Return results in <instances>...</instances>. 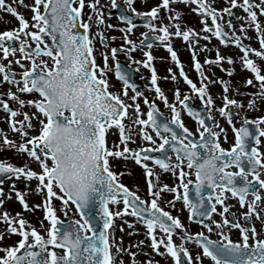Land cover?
<instances>
[{
    "label": "snow or ice",
    "instance_id": "1",
    "mask_svg": "<svg viewBox=\"0 0 264 264\" xmlns=\"http://www.w3.org/2000/svg\"><path fill=\"white\" fill-rule=\"evenodd\" d=\"M173 2L174 0H160L159 4L149 10L138 11L133 6V0H127L128 7L137 17L150 18L145 23L152 33V40L160 41L169 52L179 70V77L206 105L211 106L214 101L208 91V84L217 81L208 80V75L193 51L192 66L200 77L197 86L185 73L177 52L169 42L172 36L182 37L184 41L199 36L193 27L185 26L181 30V12L170 7ZM181 2L196 5L193 10L199 14L204 31L220 38L221 44L240 48L242 55L238 59L241 66L250 70L259 82V91L252 93V98L247 100V107L255 108L257 101L264 103V74L249 56L251 52L264 59V25L258 20V14H264V0H260V3H256V0H228V7L219 10L207 0ZM18 3L23 6V0H18ZM237 6L244 10L246 16L236 19L248 21L247 24L239 25V35L236 34L232 20H225L223 16L224 13L232 16L231 9ZM27 7L32 13L30 18H25L10 0H0V9L12 14L18 21L16 27L0 31V59L7 61L0 63V83L16 86V92L8 89L6 95L19 105L18 108H12L7 101H3L0 102V108L8 113L6 122L11 131L20 136V141L17 142L0 130V149H15L19 154H26L31 162L38 165L39 170L30 167L28 162L17 166L7 160H0V206L4 205L5 200L11 199L14 193L24 210L42 209L49 226L44 235L20 212L10 214L7 210L0 211V222L6 225L0 228V252L4 253L0 255V264H117V254L125 252L132 257L130 264H137L138 245L144 241L129 245V248L138 249L129 252V248L122 246L123 238L120 237V243H117V237L112 231L113 218L129 213L145 226L152 251L160 256L169 255L174 264H193V260L203 264L200 254L193 257L184 247L183 242L186 240H194L200 245L202 255L210 257L214 264H264V235H261L264 233V220L261 221V233H258L252 223L253 215L257 220L264 217V211L257 210L262 201L258 189H264V152L257 147L261 143L260 138L264 137V128L260 127L264 123V115L251 121L245 118L240 127H236L228 108H243L244 103L235 99V96L230 98L227 94L230 82L218 78L223 88V105L217 110L227 117L234 133V143L230 148H224L219 141V135L224 129L214 131L213 127L219 125L209 126L187 103L188 94L185 93L181 98L177 88L174 91L175 101L190 115H194L202 128L197 129L199 135L195 136L181 121L177 104L169 103L159 87L157 72L151 63L154 59L151 51H143L145 59L133 60V63L151 69V88L170 109L171 120H160L162 113L155 102L149 101L147 97H143V101L148 105V111L146 118L142 119L140 104L136 101L143 93L136 91L137 85L116 60L117 52L125 51V46L122 44L119 49L111 47L108 51H101L102 63L98 64L96 61L93 44L95 36L100 37L102 48H108V38L103 32L99 29L91 35L89 32L93 12L95 22L98 25L104 23L99 0H33ZM85 7L92 11L85 12ZM111 7H117V0H111ZM161 8L172 13L169 20L176 21L174 24L165 25L161 22L157 25L155 21L160 19ZM208 18L211 19V24L207 22ZM119 19L125 22V27L120 31L126 44L130 46L127 48V53L130 54L138 46L129 36L136 25L128 15L121 14ZM249 25L258 34L259 49L244 44L241 39L242 36H247L246 29ZM169 27L174 31H169ZM225 27L229 29L228 32L224 31ZM140 35L148 38L147 33L142 32ZM45 37L49 38L50 43ZM204 39H211V36H205ZM139 43L143 44L144 41ZM147 46L150 49L152 43L149 42ZM203 47L207 48L206 45ZM17 53L20 55L17 56ZM109 57L115 65V77L121 82L117 91H110L115 85H110L108 79L111 68ZM225 61L229 65L234 63L231 55H221L217 49L214 59L205 58L204 64L216 65L231 75L235 69L224 68ZM13 63L21 69L18 74L11 67ZM167 72L173 81L178 79L172 68H168ZM252 83V77L243 80L244 86ZM129 88L134 92L128 97L131 104L125 103L123 99L128 96ZM233 91L243 95L238 88ZM17 92L37 95L22 98ZM24 107L34 108L35 111L21 112L20 109ZM129 108L133 109L134 116L129 113ZM208 111V119H211V109ZM18 114L22 119H14ZM129 118L131 122L126 125L125 120ZM249 123L255 125V132L249 128ZM137 124L140 125V137L151 144L130 148L129 142H135L136 132L133 129ZM171 125H178L182 131L177 133ZM145 126L154 129L159 143L146 131ZM113 127L118 130V139L110 143L108 132ZM34 129L35 134L32 131ZM224 139L227 140V135ZM153 144L156 145L155 148L152 147ZM153 152L162 154L151 155ZM169 152L175 154V161L171 159ZM114 159H132L142 167L148 200L142 199L136 191L120 181L119 177L124 173L113 170ZM146 160L152 161V165L146 163ZM185 164L189 169H194L195 181H185V177L191 174L184 170ZM156 166L178 173L183 194L176 186L158 182ZM232 167L236 170L232 171ZM20 179L36 181L32 191L43 197L40 203L29 205L26 200L28 186H25L24 192L16 188V181ZM5 180L10 181L7 193L3 187ZM190 184L194 185L192 192L195 198L189 192ZM164 191L175 193L173 200H183L190 221L198 219L209 232L213 230L212 225L220 228V239L212 240L203 231L189 233L185 230L183 234L177 233V229H184L185 226L179 217L160 206L158 201ZM249 195L251 200L248 199ZM54 198L62 202L61 210L65 216H69V208L74 206L79 219L70 217L69 220L62 221L56 215V207L52 203ZM230 198L237 199L242 208L247 207V211L241 214L245 222L243 225L238 220L229 218L234 217L230 211L232 206L226 203ZM110 204L115 205L116 209L110 208ZM217 205L220 207L217 208ZM213 213H217L221 220L213 219L211 224L205 223V218L212 217ZM40 225L43 227V220ZM128 226L132 228V223L129 222ZM225 227L238 229L239 239H231L224 232ZM120 230L123 231V225ZM132 231L137 229L132 228ZM174 233L180 236L181 244L174 243ZM12 235L20 238L5 245L3 241L10 239ZM160 246L163 247V252L160 251ZM113 247L115 252L112 251ZM55 248L62 249V255H58ZM182 256L186 259H182ZM118 264H125L122 257ZM141 264H159V261L148 259Z\"/></svg>",
    "mask_w": 264,
    "mask_h": 264
},
{
    "label": "flooded vegetation",
    "instance_id": "2",
    "mask_svg": "<svg viewBox=\"0 0 264 264\" xmlns=\"http://www.w3.org/2000/svg\"><path fill=\"white\" fill-rule=\"evenodd\" d=\"M207 2L210 3L213 7L217 8L218 10L221 8H224V7H228V0H226L224 5H223L222 0H207ZM238 2H239V0H238ZM159 3H160V0H151L150 2H148V4L144 5L143 7L137 8V10L138 11H147L152 6H155ZM256 3H260V0H256ZM170 7L173 10L181 12V20H180L181 30H183V27H185V26H190L193 28L194 27H199V28L202 27V25L200 23L199 14L193 10L196 7L195 4H193L191 2L184 3V2H181V0H174V2L170 5ZM235 8L231 9V11L233 13L232 16H229L227 13L223 14L225 20H228V19L232 20L233 19ZM171 15H172L171 12L161 8V10L159 12L160 19L156 20L155 22L157 23L158 26L161 22H163L165 25L174 24L176 21H170L169 20V16H171ZM24 16H26V15H24ZM28 18H30V17H28ZM208 21L211 22V19L208 18ZM16 26L13 25V27H16ZM137 26L139 28L143 29L141 31V33L146 32V31H150L146 27V24H138ZM169 31H174V29L172 27H169ZM224 31L228 32L229 29L227 27H225ZM229 38H231V33L229 35ZM196 40H197V37L191 39L190 41H184L182 37H176V36L170 37L169 42L171 43L172 48L177 52V55L179 56L178 58L180 59L181 63L190 64L193 51H195L196 54H198V55H196L197 59L204 63L203 53L206 52L208 49L204 48V51L202 53V49L200 47H194L192 45V43ZM139 42H138V45H140V48H136L135 53L136 52H142L143 50L144 51H151V53H152V50H155V52L152 53V55L153 56H159V57H157V59L155 58L154 62H151L153 64V66L155 67L156 72H157V76H158L157 83H158L159 87L164 91V94L168 98L169 103L175 102L177 104V107L180 109V119L184 123V125L189 128L191 133H193L195 136H198L199 133L197 132V129L201 128V126L198 124V121L196 120V117L194 115H190L188 113V111L183 108V106L179 105L178 101H175L174 91H175V89L178 88L180 90V93H181V98H183L184 94L187 93L189 96V100L187 103L189 104L190 107L194 106V107L199 109L202 107H206V104L195 93H193L191 91L190 86L183 80V78L179 77V70H178L177 66L175 65V63L171 60L169 52L164 47H158L157 46L158 44H161L160 41L153 42L152 47L150 49L148 48V46H143ZM190 44H191V47L189 46ZM127 48L128 47L125 46V51H120L118 56H119V58H121L122 60H124L126 62L133 63V60L129 59V56L127 53ZM16 55L19 56L20 54L17 53ZM109 60L113 61L111 59V57H109ZM135 61H140V59L137 58ZM0 63H7V61L0 59ZM25 63H27V62L25 61ZM134 64L136 65V70L138 68L137 74H136L137 79L142 83V85L140 86L138 91L142 92L143 96L138 97L137 101H136V103L140 104V109H141L140 116H141V118L142 119L146 118V113L148 111V105L144 103L143 97H147L149 99V101L155 102L157 108L159 109V112L162 113V116L167 121L170 122V120H171L170 109L165 106L163 101L159 97L156 96L155 90L153 88H151V81H150L151 69H149L148 67H145V66H138L136 63H134ZM109 65L111 66V63H109ZM209 66H212V65H209ZM213 66L215 67V69H217V67H218L216 65H213ZM11 67L13 70H15V72L17 74L21 71L19 66L16 65L15 63H13ZM168 68H172L173 72L177 74V77H178L177 80L173 81L170 78V75L167 72ZM184 71H186L185 68H184ZM204 71H205V69H204ZM207 71H208V79L209 80L214 81V80H212V78L218 77V73H216L214 70L208 68ZM109 74L112 78L114 77V79H115V74H114V71L112 69V66L110 68ZM165 77H167V78H165ZM117 82L120 83V85H121L120 81H117ZM193 82L196 83L197 86H199L200 77L198 74H197L196 78L193 79ZM206 83H207V81H206ZM110 85H111V83H110ZM118 89H119L118 87H116V89L110 88V91H117ZM214 89H215V86L212 83H209L208 84V91L211 94L214 103H213V105L208 106V109L209 108L211 109V117L212 118L207 120L206 123L210 124V126H214V125L218 124L219 127H213L214 131H219V128L224 129V132L220 133V135H219V141L224 148H230L231 144L234 143V133L232 131V125H230L228 123L227 117L221 115L219 113V111L217 110L220 107V105H218L219 97H218V94H216L214 92ZM133 94H134L133 90L131 88H129L128 96L123 97V99L125 100V103H128V104L132 103V101H130V99H128V97H130ZM128 111L132 116L135 115L132 108H129ZM198 113H200V112H198ZM231 113H232V123L236 127H240L243 120L245 118L248 119L250 117L249 115H247V116H242L240 118L239 115L244 113V111H239V112L235 111V112H231ZM208 115H209V111H208ZM162 116H160V117H162ZM125 122H126V120H125ZM171 126L173 127V129L177 133H180L182 131L178 125H171ZM139 127H140V125L137 124L136 128H135V131H136L135 142L132 143V146L130 148H138V147H142L143 145L151 144L150 141H145L142 139V137H140L139 132H138ZM145 127H146V131L153 136L154 140H156L157 143H159V138L155 136L154 129H152L150 126H145ZM201 130H202V128H201ZM225 135H227L226 141L224 139ZM117 139H118V137H115V138H112L111 136L108 137V140L110 143L113 140H117ZM260 140H261V143L259 145H257V147L260 148L261 152H264V147H262V142L264 141V137H261ZM155 146L156 145H154V144L152 145L153 148H155ZM150 154L151 155H158V154H162V153L153 152ZM168 154L171 157V159L173 161H175V154L171 153V152H169ZM114 160H116V161L112 162L113 170L124 173L122 176L119 177L120 181L122 183H124L129 189L136 191L137 195L140 196L142 199L148 200L149 196H148V192H147V184H146L145 178L143 176L142 167L140 165L136 164L135 162H120L124 159H114ZM145 162L148 163L150 166L152 165V161L146 160ZM183 167H184V170L186 172L191 173L190 175L185 177V181L186 182L187 181H195L196 177L194 174V169H189L186 164ZM155 170L159 175V181H158L159 183H167L169 186H176L178 191L181 194H183L184 189L179 186L180 177H179L178 173L174 174L171 169L163 170V169H160L158 166H156ZM231 170L235 171L236 169L234 167H232ZM250 178L251 177H249V179ZM262 178H264V177H262ZM193 188H194V185L190 184L189 185V192H190V194H192V198H195L194 193L192 192ZM258 190L261 192L262 201L259 203L257 210L258 211H264V189H258ZM175 195H176L175 193L164 191L158 202H159L160 206L163 207L166 211L170 212L173 216L179 217L181 222L184 224L185 228L179 229V231L176 230V232L183 234V232L185 230H187L189 233H196V232L203 231L204 235L206 237H208L212 240H219L221 229L216 227L215 225H212L213 230L211 232H209L207 229H204L202 227V225L198 222V219H194V220L190 221L188 219V209L184 207L183 200L179 199V198L173 200V197ZM248 199L251 200V195H249ZM226 203L232 206L230 211L234 214V217H229V218L230 219L234 218L235 220H238L243 225L245 222H244L241 214L243 212L247 211V207L245 206L242 208L240 206L238 200L235 198L228 199L226 201ZM219 207L220 206L217 205V208H219ZM3 209H5V208L0 206V211H2ZM213 219L219 221V220H221V217L217 213H213L212 217H210V218L206 217L205 218V223L211 224V221ZM262 220H264V217H262L261 220H257L255 215H253V217H252V223L255 224L258 233H261V221ZM5 226L6 225H4L2 222H0V228H4ZM156 231L159 234V229H157ZM224 232L226 234H228L230 236V238L233 240L239 239L238 229L231 228V227H225ZM261 235H264V233H261ZM144 236L138 240V241H140V240L144 241L143 244L138 245L139 251L136 247V251H138V255L136 257L137 264H141L142 261H146L148 259H153V260L159 261V264H174L173 260L171 259V257L169 255L160 256V255L156 254L155 252H153L152 249L150 248V238H148L146 236V234H144ZM172 239H173L175 244H177V245L181 244V239H180L179 235L174 233ZM138 241H137V244H138ZM249 242L251 243V240ZM3 243L5 245H7V244L14 243V241H13V239L6 238L3 241ZM183 244H184V247H186L189 250L190 254L193 257L197 254H200L203 264H214V262L211 260L210 257H206V256L202 255L201 246L196 244L194 240H186L183 242ZM160 251L161 252L164 251L162 246H160ZM145 253H147V255H145ZM3 254H4L3 252H0V255H3ZM181 258L186 259L183 256ZM193 264H199V262L193 260Z\"/></svg>",
    "mask_w": 264,
    "mask_h": 264
},
{
    "label": "rangeland",
    "instance_id": "3",
    "mask_svg": "<svg viewBox=\"0 0 264 264\" xmlns=\"http://www.w3.org/2000/svg\"><path fill=\"white\" fill-rule=\"evenodd\" d=\"M17 1V0H15ZM14 1V2H15ZM27 1V0H26ZM24 1L23 4L26 5H30L33 3V0H29L28 2ZM127 2V0H124ZM140 0H133V3H136ZM141 1H145V0H141ZM99 6L101 8V11L103 13V18H104V23L102 24H97L95 22V12H93V20L89 21L91 27L89 29L90 35L93 33L97 32V29H99L101 32L104 33V36L108 38V48H102L101 44H100V37L97 35L95 36L94 40H93V44H94V54L96 57V61L98 64L102 63L101 60V51H108L111 47H120V45H124L127 47H130L129 45L126 44V42L123 39V33L120 31L121 28L125 27V25H123L118 18L115 16V13L113 11V7H111V0H99ZM85 12H89L92 11L91 9H88L87 7H85L84 9ZM111 13V14H109ZM246 14H244L240 9H238V16L237 17H245ZM84 19H87V17H83ZM11 19V16L6 13V11H0V31H2V23L8 21ZM258 20L260 21L261 25H264V18H261L258 14ZM233 25H234V29L236 31V34L239 35L240 34V30H239V25L244 23L247 24L248 21L244 20V19H234L232 21ZM109 25H112L111 27H109ZM142 29L138 28L137 26L134 28V30L129 34L130 38L133 41L138 40V38L140 37V32ZM247 32V36H242L241 39L244 42H248L250 44H252L254 47H259L257 45L258 44V39H257V32H255V29L249 25L246 29ZM205 36H211V39H203V45H207L210 46V50L211 52H216L217 49H219L221 55L224 56H228L231 55L233 57V61L234 63L232 65H229L226 61L223 63V67L224 68H228V67H233L235 69V71L229 75L228 73H226L225 71H222V69L219 67V76L218 77H214L212 80L217 81L216 83H212L215 86L214 92L216 94H218V97H220V102L223 104V100H222V95H223V88L222 85L218 82V78L219 79H223L225 81H229V91H228V96L230 98H232L233 96H235V99L242 101L244 103V107L243 108H239V107H234V110L237 111H244V112H248V111H252V112H264V103H260L259 101H257L256 107L255 108H248L247 107V100L252 98V93L254 92H258L259 91V82L255 80L254 78V74L251 73L250 70H247L245 68H243L241 66V63L238 59L239 56L242 55V53L239 52V49H237L235 46H231V45H224L223 47L217 45V40L215 39V36L212 35L211 33L205 32L204 37ZM112 37H115V39H112ZM46 40H49L47 37H45ZM50 43V41H49ZM195 45V44H194ZM162 46V45H161ZM139 46H137L138 48ZM259 49V48H257ZM136 50V49H135ZM135 50H133L130 54H128V56H131L133 58V60H135L136 58H140L142 56V52H136ZM241 51V50H240ZM155 50H152V53H154ZM249 56L251 58H253L255 60V62L261 67V71L262 74H264V59H260L258 57L255 56L254 53H249ZM50 63V61H49ZM108 63H111V60L108 61ZM110 69L108 71V79H109V83H111V85H115L114 89H116V87L120 88V83H118L114 77L112 78L109 74ZM207 72V70H206ZM252 77L253 78V83L251 85L248 86H244L243 85V80L245 78H249ZM239 89V93H243V95L241 94H235L234 93V89ZM17 91V89H16ZM18 95H20L21 97L24 98H29L32 96L29 95H25L22 93L17 92ZM231 108V106H229ZM27 110L31 111H35L34 108H29L26 107ZM129 122H131V118L127 119L125 124L127 125ZM136 128V125L133 129L134 132ZM33 134H35V129L32 130ZM112 136L113 135H118V131L115 127H113L110 130ZM11 139L15 140L18 142V140H20V136L18 133L12 134ZM131 143V142H130ZM0 160H7L9 162H17L19 165H23L24 163L28 162L29 166L32 167L33 169L39 170L38 169V165L34 162H31L29 160V158L27 157L26 154H19L17 153V151L15 149H0ZM116 160L112 161L115 162ZM120 162H135L134 160H122ZM17 181H21L24 183L23 179L17 180ZM16 181V182H17ZM27 183V186L29 188V191L26 193V200L29 204H37L40 203L43 199L42 196L36 194L34 191H32V189H34V186L36 184L35 180L32 181H25ZM9 190V187H8ZM25 189L21 190V192H24ZM6 205L9 206H17L18 205V201L15 199V195L13 193L12 198L11 199H7L5 201ZM52 203L55 205L56 207V212L57 214L60 212L62 214V217L60 218H67L68 216L64 215V211L61 210V201L59 199H53ZM110 208H112L113 210L116 209L115 205H109ZM120 207H122V204L120 205ZM69 212H70V216L72 217H77L79 218L78 213L75 210L74 206H70L69 208ZM32 217H34L33 221L36 222V224L39 223V221L43 220V228L47 226L48 224V220L44 218L43 216V210L40 208H37L36 210L32 211ZM114 228L112 229V231H114L115 237H117V243H120L119 238L122 237L123 238V247L129 248V245H136L137 241L142 238L144 236V234L146 233V229L145 226L140 223L137 218H135L133 215H131L130 213L127 215H124L123 217L117 218L114 217ZM131 222L132 223V228L137 229V231L133 232L132 228H129L128 223ZM121 225H123V231L120 230ZM36 228L39 229V225H36ZM131 233V234H129ZM13 237H15V241H17V236L13 235ZM145 237V236H144ZM146 238V237H145ZM136 247H130V250H134ZM54 251L57 252L58 255H62L63 250L55 248ZM112 251L115 252V248H112ZM123 258L125 263L130 264V261L132 258L128 257V253H119L117 254V264L119 262L120 258Z\"/></svg>",
    "mask_w": 264,
    "mask_h": 264
},
{
    "label": "water",
    "instance_id": "4",
    "mask_svg": "<svg viewBox=\"0 0 264 264\" xmlns=\"http://www.w3.org/2000/svg\"><path fill=\"white\" fill-rule=\"evenodd\" d=\"M115 10L117 11V13H118L119 15L124 14V15H128V16H130V17L132 18V21H133V22L136 21V20L138 19L136 15H130V14H128L125 4L122 3V2H120L119 0H117V7H115ZM130 78H131V80H132V75L130 76ZM248 126H249V128H250L253 132H255V125H252L251 123H249ZM120 195L122 196V193H120ZM97 225H98V227H99V222H98V221H97Z\"/></svg>",
    "mask_w": 264,
    "mask_h": 264
}]
</instances>
